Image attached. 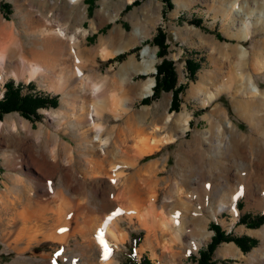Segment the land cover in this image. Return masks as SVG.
Listing matches in <instances>:
<instances>
[{"label": "rangeland", "instance_id": "rangeland-1", "mask_svg": "<svg viewBox=\"0 0 264 264\" xmlns=\"http://www.w3.org/2000/svg\"><path fill=\"white\" fill-rule=\"evenodd\" d=\"M6 3L8 10L1 6ZM171 4L169 9L163 0H0V14L21 30L26 48L31 36L23 18L29 12L44 16L51 28L60 26L70 33L80 29L81 59L72 55L70 69L80 66L99 82L100 93L123 100L116 111L100 110L102 137L108 145L103 151L99 143L89 147L95 155L91 157L85 153V137L80 141L76 114L66 106L76 96L73 81L66 91L55 92L47 89L48 79L17 80L10 69L0 70V98L6 83L22 85L23 94L58 96L56 107L40 108L35 117L11 111L0 118V264H101L102 248L95 234L100 222L112 216L116 229L126 233L125 240L110 249L112 264H127L131 249L137 260L146 257L150 264H199V251L214 234L211 222L228 234L255 241L246 252L232 241L220 243L212 253L215 264H261L250 259L263 242L251 232L263 228L264 222L249 228L239 218L264 212V24H256L248 35L244 23L248 16L255 22L264 14V0H171ZM158 29L166 35L164 57L173 61L177 85L183 86L177 109L171 108L172 91L154 93L156 67L164 57L149 41ZM102 45L112 53L106 58L100 55ZM144 48L154 51V86L151 95L139 97L150 76L124 73L120 67L128 61L137 67ZM188 60L199 64L193 79ZM56 62L57 72L61 67L58 58ZM16 67L25 69L22 62ZM202 75L204 88L197 91ZM223 75L232 78L230 88L217 92ZM243 78H250L259 93L243 91ZM82 85L90 107L93 90ZM214 93L208 104L203 102ZM93 135L91 131L89 138ZM144 138L154 149L133 159ZM54 147L56 161L50 159ZM87 156L102 162L104 169L96 175L86 172ZM240 188L237 216L225 208L212 218L208 206L215 210L220 203H230L231 194ZM133 209L151 213L148 218L155 225L157 213L167 219L176 213L186 234L171 241L156 227L147 240L137 216L126 213ZM195 218L209 232L196 250L189 249L190 239L203 234L192 230ZM131 233L140 237L135 248ZM225 244L235 245L241 253L234 249L217 255ZM164 245L172 249V256Z\"/></svg>", "mask_w": 264, "mask_h": 264}, {"label": "bare ground", "instance_id": "bare-ground-1", "mask_svg": "<svg viewBox=\"0 0 264 264\" xmlns=\"http://www.w3.org/2000/svg\"><path fill=\"white\" fill-rule=\"evenodd\" d=\"M17 7H19V6H17ZM257 18L258 19L255 22L250 20L249 16L246 18L244 23H245V28H246L248 35L251 31V28H253L256 24H258V23L264 24V14L263 13L258 14ZM46 20L47 19L44 16L39 15V14H34L33 12H29L28 16L26 18H23V23H25L24 25L28 26L29 35L31 36V38H30L31 41L29 42L30 44L28 43L29 47L26 48L23 45V42L20 40L19 32L21 30L16 29L15 23L6 22L5 19L3 18V16L0 14V70L10 69L12 75L17 80H19L21 78H25V80L26 79L31 80V79H36L37 77H41V78L43 77L45 79L50 80V83H48L47 89L51 90V91H55V92L66 91L67 88L71 85V83L74 82L73 83L74 85L72 84V88H73L72 91H73V93L75 92L74 94H76V96L74 95L75 98L71 97L73 99V101L69 102V103L67 102L68 104L66 106H68V108L70 110H72L74 112V114H76L75 117L77 120L76 119L75 120L77 121V123H79L83 127L82 130H80L81 131L80 135L82 136V139H84V137H85L84 140L87 142V143L85 142L87 144L86 145L87 149L89 147L94 146L95 143H99V145H98L100 148L99 150L103 151V150H105V148L108 145V139L105 137V135H104V137H102L104 127L100 123V119H101L100 110H102L103 107L108 108L109 110H111V112H113L114 110L116 111V109L117 110L120 109L119 104L122 105V102H120V103H118V102L121 101L122 98L120 97L121 100H118L119 99L118 98L116 101L115 97L112 96L114 99H111L112 98V97L110 98L111 95L107 96L105 93H102V92L100 93V85L98 84L99 82L98 83L94 82L92 80V77H91L92 75L86 74L80 66H76L74 68V70L70 69L71 68L70 64L72 63L71 62L72 55H74L76 60L80 61V59H81V58H79V53L82 50V48H81L82 44H80V42L77 41V37H78L77 34L80 31V29L70 33L65 28L60 27V26L57 28L56 27L51 28L52 27L51 23H49V21H46ZM18 23H19V21H18ZM32 33H36V35L32 34ZM139 37L142 38V35H140ZM242 48L245 49L244 47H242ZM99 49H100L101 56L104 58L110 54V50H108V48L106 46L99 48ZM115 52H119V50H117ZM25 54H27V57L25 56ZM141 55H142V59L139 62L137 67H132V62L128 61V62H125L121 65L120 70H121V72L123 71L124 73H128L130 70H132L131 72H133L135 74L136 73H143L147 76L148 75L150 76L149 78H147V80H145V82L142 86L141 92L139 91L140 92L139 97H145V96L151 95L152 90H153V86H154V79L151 77V74H153V72H154V67H153L154 62H155L154 61V51H152L149 48H144L141 51ZM57 58L60 60L59 65L61 68L59 69V71L56 72L55 67L57 65V62H56ZM20 62H22V64L24 63L25 69L16 67V65H18ZM24 70H27L26 76L24 75ZM120 77H123V76L120 75ZM223 77L225 78V79H223L224 83L219 84L217 86V88H216L217 92H221L223 90L230 88V83H228V81L230 80L231 77H226L224 75H223ZM121 80H123V79H120V81ZM204 82H205V77L202 75V76H200V79L197 82L198 86L195 89L197 91H203V88H204L203 83ZM83 83L89 84L90 88L93 90L92 95H93L94 100H93V102L91 101L92 104H90V107H89L88 99H87L88 95L86 96L85 93H83V89H82ZM240 83H242V87H243L242 90L243 91L253 93V94L259 93V89H258L257 85L255 83H253L250 78H243L242 82H240ZM80 84L82 87L80 86ZM123 84L124 83H122V85ZM127 85L129 87V91L134 89L133 86L130 85V82ZM122 91H123V89L120 92H122ZM193 91H194V89H193ZM111 93H112V91H111ZM112 95H113V93H112ZM197 95H198V93H197ZM214 95H215V93L214 94H208L206 96V98L204 97L205 101H203V102H206L208 104V102H210V100H212V98H214ZM114 96H115V94H114ZM65 100H66V98H65ZM76 100L77 101L79 100V103H76ZM121 107H123V106H121ZM128 107L129 106L125 107L124 109H126ZM103 109H105V108H103ZM61 112H63V111H61ZM77 112H78V114H77ZM55 113L56 112H52L51 115L53 117H55L56 116ZM187 117L188 116H186L185 120H184V125H185L184 129L188 128ZM91 131L94 132V135L90 139L89 134ZM86 137H88V138H86ZM145 139L146 138H144V143L138 144L139 149H137V150L139 151V153H144V154L147 153L148 154L154 149V145L148 144L149 140L147 142H145ZM26 146L24 147L25 149H26ZM28 147H30V146H28ZM53 151H55V150H53ZM53 151H51V152H53ZM91 151H92L91 149L90 150L88 149L87 155L94 157L95 155L90 154V153H93ZM138 151H136V152H138ZM36 153H34V154H36ZM52 155H53L54 160L56 161L58 159L57 154L54 152V154H52ZM33 156H35V155H33ZM136 156H137V154H136ZM29 158H31V157L29 156ZM43 159H45L44 156L41 157V161ZM38 161H39V159H38ZM49 163H51V162H49ZM85 164H86V166H85L86 171L90 172L91 174L95 173V172H93L95 170L98 171V173H99V171L101 172L102 169H104V164L100 161H97L96 158H90L87 156V158H85ZM43 172H45V171H43ZM117 179H118V177H117ZM185 182H186V180H185ZM129 187L127 189H129ZM128 193H130V192H128ZM242 194H243V189L240 188L236 191V193H234L233 195L231 194L230 203H224V202L220 203L215 210H213L210 206H208L207 212H209L210 216L212 218H214L215 214L217 212H220L223 209L228 208V209H230V211L235 216H237L238 209L236 206V202ZM132 205L134 206V204H132ZM135 206H137V205H135ZM128 207H129V205H128ZM128 212L130 213L129 215H136L137 216L136 218H138L139 225H141L147 231V235H146L147 238H149L148 236L151 233H154L153 231H155L154 228H156V227H158L160 230H163L164 234H165V232H166V234L168 233L170 235L171 241H176V240L178 241V240L182 239L184 234H186L185 233L186 231L183 232L184 230H182V224L178 220L176 213L171 214L169 219H167V217H165L164 215L162 216L161 213H160L161 215L158 213L156 215L153 214L154 219L157 222V225H155L154 223L149 221L148 216L151 214L149 212H140V210H135V209L132 210V213H131V211H126V213H128ZM128 216H127V218H128ZM195 219L196 220H194V222L195 221L196 222L193 223L192 230L193 231H200V233L203 235L196 236V237L193 236L192 239H190L191 248H189V249H194V250H196L197 247L205 239H208V236H209V232L207 230V227L205 226V227L201 228L198 225L200 223V221L197 220L198 218H195ZM114 221L115 220H114L113 216L107 217L100 222V224L96 230L95 238L100 243V246L102 248L101 255L103 256V258L101 260V264H112V261L110 258L111 257L110 249L112 247L116 246L118 243H121L126 237L125 232H122V231L116 229ZM253 233L255 235H257L258 237H260L263 242L258 248H255L250 253V259L253 260L254 262H259L261 264H264V227L261 228L260 230H256L255 232H251V234H253ZM101 240H103V244L101 243ZM164 247H165L166 252L172 256V253H173L172 249L168 248L166 245H164ZM234 249L236 251L240 252V250L237 249L235 245L225 244L224 246H222V248H220L217 251V255H224V254L228 253V251H231Z\"/></svg>", "mask_w": 264, "mask_h": 264}, {"label": "trees", "instance_id": "trees-1", "mask_svg": "<svg viewBox=\"0 0 264 264\" xmlns=\"http://www.w3.org/2000/svg\"><path fill=\"white\" fill-rule=\"evenodd\" d=\"M167 5V8H171V0H163ZM3 8L8 10L9 5L2 4ZM216 36L219 38L222 37L220 33H216ZM166 35L162 29H158L157 33L154 35L149 43L158 47L157 55L159 57H164L167 52V44L165 43ZM111 61V60H109ZM199 67V64L192 61H187V68L191 72V79L194 78L195 70ZM157 73L155 75V87L154 93L157 95V92L160 90L172 91V109H177L180 101L181 90L183 89L182 85H177V74L175 71L174 63L172 60L164 57L161 62L157 65ZM31 86V85H30ZM6 88L3 92L2 97L0 98V118L5 113L11 111L20 112L25 118H32L37 115V110L40 108L56 107L58 105V96L49 95L47 93H32L28 92L26 94L22 93V85H13L11 83H6L4 85ZM147 102V99L144 100ZM239 222L245 224L249 228L259 227L264 222V212L257 216H252L249 213H245L239 218ZM209 228L214 231L213 236L211 237L210 242L199 251V264H215L212 261V253L215 248L222 242H234L243 252L249 250V248L255 242L253 239H250L247 236H233L225 232L222 229L221 225L217 222H211ZM142 232H140L141 234ZM140 237L136 236L134 233H131V244L135 248ZM127 264H150L146 257H142L140 260H137L135 257L134 250L131 249Z\"/></svg>", "mask_w": 264, "mask_h": 264}, {"label": "crops", "instance_id": "crops-1", "mask_svg": "<svg viewBox=\"0 0 264 264\" xmlns=\"http://www.w3.org/2000/svg\"><path fill=\"white\" fill-rule=\"evenodd\" d=\"M102 46L104 47V46H106V45H102ZM107 48H108V47H107ZM108 50H109V49H108ZM99 51H100V50H99ZM110 54H112V53H110ZM110 54H109V55H110ZM100 55H101V54H100ZM109 55H108V56H109ZM105 58H106V57H105ZM76 122H77V121H76ZM75 126H76V125H75ZM77 126L79 127V128H78L79 133H81L80 130H82L83 127H82L79 123H77ZM65 130H67V128H65ZM67 132L70 133L71 131L67 130L66 133H67ZM72 132H73V131H72ZM68 133H67V134H68ZM80 136H81V135H80ZM89 137H90V134H89ZM90 139H91V138H90ZM80 140L83 141L82 138H81ZM85 142H86V141H85ZM145 142H147V139H145ZM82 143H83V142H79V144H82ZM86 143H87V142H86ZM148 144H152V143H151V140L148 141ZM86 145H87V144H86ZM86 145H85V148H87ZM53 150H55V151H53ZM51 151H53V152H51L52 154H54V152L57 153V150H56L55 148H54V149H51ZM136 151H138V150L135 149V151H134L135 154H134V156H133V159H134V158L138 159L140 156L144 155V153H139V151H138V152H136ZM85 153H88V149H87V151H85ZM52 154H50V158H53V155H52ZM136 154H137V156H136ZM145 154H147V153H145ZM69 158L71 159V157H69ZM86 172H87V171H86ZM93 172H95V173H93L92 175L98 174V171H96V170L93 171ZM99 173H100V172H99ZM89 174H91V173L89 172ZM139 174L141 175V172H139ZM108 183H109V182H108ZM108 183H107V184H108ZM124 190H126V189L124 188ZM124 190H122V191H124ZM127 190H128V189H127ZM150 190H151V189H150ZM142 212H143V211H142ZM140 226H141V225H140ZM141 227H142V226H141ZM142 228H143V227H142ZM151 234H152V233H151ZM151 234H150V235H151ZM150 235L148 236L149 238H150ZM125 238H126V237H125ZM149 238H147V240H148ZM124 240H125V239H124ZM141 248H142V247H141Z\"/></svg>", "mask_w": 264, "mask_h": 264}, {"label": "snow or ice", "instance_id": "snow-or-ice-1", "mask_svg": "<svg viewBox=\"0 0 264 264\" xmlns=\"http://www.w3.org/2000/svg\"><path fill=\"white\" fill-rule=\"evenodd\" d=\"M101 243L103 244V240H101Z\"/></svg>", "mask_w": 264, "mask_h": 264}]
</instances>
